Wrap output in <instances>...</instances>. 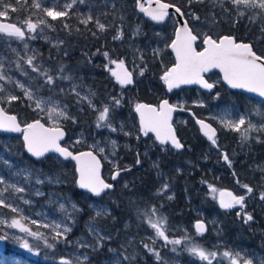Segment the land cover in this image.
<instances>
[{"label":"snow or ice","instance_id":"snow-or-ice-1","mask_svg":"<svg viewBox=\"0 0 264 264\" xmlns=\"http://www.w3.org/2000/svg\"><path fill=\"white\" fill-rule=\"evenodd\" d=\"M192 3V0H188ZM198 2L203 3V0H198ZM231 4L237 7V13L240 17L245 15L244 11L240 10L242 5L244 9H259L260 12L255 14L250 19H255L256 15H264V0H230ZM77 3L84 4L85 0H65L62 8L57 10L56 6L43 7L37 0H15V4L11 2H6V0H0V34H4L9 38H16L18 41H26V39H35L36 36L33 34L37 33L39 29L43 33L44 28L53 29L54 27L45 18H41L37 12L29 11V8H34L43 12L44 17L50 18L51 21L61 20L63 27L68 29L70 25L66 22L65 18L69 17L73 6ZM139 11L148 16L151 20L156 22H162L166 17H169V8L175 9V14H179L180 17L184 18L181 22L177 20L180 25L175 29V39L167 44L166 47H170L172 52L175 54V63L171 68H168L161 79L167 86L169 92L174 88H179L181 85L197 84L201 88L208 90L209 92L215 87L214 83H210L209 80L205 79L204 74L210 72L212 69H219L223 73L224 82L232 89H241L248 93H254L257 97L264 98V55L257 54L251 44L244 42H237L233 36L224 35L222 37L214 38L211 35L201 34L198 31L194 32L193 28L189 26L188 18L185 12L181 10L179 6L175 4L161 2V0H155L156 7L151 6V2L147 3V6L141 0H136ZM19 5L20 7H17ZM25 11L28 14L25 17H16L15 22H13V17L11 13H18ZM228 11V9H225ZM192 19L199 20L200 17L195 15V13L188 14ZM36 17L33 20V17ZM93 16L88 15L86 18H81L80 23L84 24L85 27L92 22ZM96 27L99 31L103 32L106 30V26L100 21L96 20ZM264 31V27L261 29ZM79 31V29H77ZM139 29H137V33ZM96 35V33H93ZM202 35V49L197 50L194 46L196 41ZM123 38V31L118 30L117 34L113 36V40H120ZM8 47H11V43H8ZM25 49V55L21 56L15 48H11V51L16 54L17 59L12 61L15 63L16 70L20 74L27 78L29 83L21 82L20 80H13L11 76L7 75L4 67V56L0 54V105L7 103L9 106L14 101L20 100L21 97L9 92L5 85L15 84L23 94L24 99L29 101L27 105L36 112L38 115L42 114L39 119H34L32 122H22L18 120L17 115L9 114L7 109L0 106V131L3 132H16L22 133L23 136V146L28 154L36 159L45 157L48 153H58L59 157H63L65 160L71 159L76 162V172L78 173V179L76 184L80 189L86 190L93 196L99 197L106 190L113 187L112 184L106 183L101 177V162L97 159L96 155L92 151L80 152L74 154L69 151L68 147L61 146L60 141L64 138V131L62 129V121L72 119L75 122V117L71 116L68 112V105L61 104L58 97L60 94L74 95L76 103L80 104L84 101L87 102L88 106L93 110L98 112L96 117V127L97 128H108L112 132H116L117 129L113 127L111 120L109 119L110 110L118 107L121 100L116 97H112L111 104H104L101 109H97L96 105L92 101V97L95 93H88L87 95H82L78 91V85L74 82L73 77L66 71V66L63 64L58 65L56 69H53L50 65L45 66L43 61L39 63L37 61L38 53L35 50L32 55H28L27 51L29 45L27 42L23 44ZM99 51V50H98ZM154 55L160 54V49H154ZM67 55V53H64ZM103 55L106 59H109L112 64L116 65L117 70H112L111 75L116 78L117 83L124 87L133 82L132 73L125 68L123 60H115L109 57L108 52H104ZM143 59V57H141ZM23 61V65L20 61ZM107 67V65H106ZM30 69L31 73H35V76L30 75L28 71ZM55 73V74H54ZM143 75V71L140 73ZM33 81H42L33 90ZM62 81H72L71 86L67 89L61 85ZM46 88L51 95L44 96L38 95L41 89ZM215 98H219V93L215 94ZM264 104V99L260 101ZM198 106L203 107V103H199ZM136 112L140 116V128L139 131L147 136L149 133L155 134V139L159 141L161 145H166L171 143V145L180 149L183 145L177 139L172 124L170 123L172 119V113L177 110L175 105H170L168 100H163L158 106H149L146 104H137ZM180 110H183V106H180ZM251 115H256L261 117V122L259 127L257 123H253L249 118ZM219 122L225 129H230L232 131L240 133V139L242 142H247L250 138L251 132H264V110L257 108L251 112L239 113L237 112L235 116L227 110L225 113L218 117ZM44 120L45 122H42ZM204 134L205 137L212 143L213 146L217 145L216 140V129L210 124L204 122L203 120L197 119L196 121ZM247 122V127L244 125ZM121 131H124V135L129 136L132 133L130 131H125L123 126H121ZM139 139V136H137ZM259 142V138H257ZM115 145V141H112ZM99 152L103 153L104 148H99ZM223 159L231 167V161L227 154L223 155ZM139 163V160H137ZM156 165H154L155 167ZM130 170V169H125ZM16 175H24L26 180L32 178L33 171L30 168H22ZM120 175V170L117 169L115 174L112 175V180H115L117 176ZM235 176V173H233ZM264 179V177H262ZM44 179L40 175H36L35 183L43 184ZM48 182L51 183V178H48ZM56 183H60L57 178ZM240 184V181L237 180ZM0 185H5L3 189H0V209H8L11 213L15 214L10 219L5 218V213L0 212V241L15 240L18 242L19 248L25 250L31 255L39 256L41 244L44 248L55 249L57 244L65 243L75 244L79 247L92 248L93 251L99 250L103 247L104 240H110L111 236H104L101 234L100 230L94 227L93 222L95 217L89 221L87 227L89 232L92 234L95 244H90L83 238L77 239L75 242L68 240V234L71 233L72 227L71 223L74 222L73 212H79L80 209L75 203H71L70 212L66 207V204L60 203L59 210L65 214V220L60 222H50L41 223L38 220L32 219L24 214V210L19 206H15L9 203L5 198V192L8 189H12L15 193H24L26 189L24 187L17 186L14 183H6L3 177H0ZM127 187V185H125ZM241 187L246 189V194L244 195H234L231 191H219V206L222 209L229 210L236 206H239L240 212L237 216H242L243 222L248 224L253 221L254 217L251 213L244 212L246 207L245 201L248 196L253 193V188L248 184H241ZM168 189V184L164 183L160 189L161 195H163ZM209 189L212 193H216L218 190L209 185ZM36 196H43L44 193L39 189L35 190ZM215 199V196H213ZM25 205L31 203L30 200L20 197ZM168 199H172L168 196ZM259 199L264 201V191L259 193ZM110 211L107 208H97L95 209V216H108ZM145 217V222L148 226L154 230L155 236L151 237L152 244L156 243L157 239H162L164 246L173 245L171 248L172 252H177L175 246H179L185 241L184 250L188 254L201 262H206V264H222L223 260H227L228 264H253L252 259L246 258L242 255L240 251L233 249H226L220 252L219 245H213L217 250L210 251L203 247L200 243L196 242L194 237L185 233V235L180 239H171L167 234L169 229L167 227V217L162 214H158V209L153 206L150 211L146 210L140 213ZM35 226V229L33 228ZM40 228L50 229L51 235H47ZM196 236H203L207 231L205 222L198 220L195 225ZM5 229H15L17 232L24 234V236H18L15 233H10ZM29 238L39 243L30 244ZM54 241V243L49 241ZM144 248L147 249L148 253L155 256L157 261H161L162 257L159 251L155 250L148 244H144ZM109 251H114V249H109ZM128 259V257H125ZM79 264H85L89 260L87 254L83 257H77ZM3 264H7V261H3ZM59 264H72V261L60 258ZM115 264H120L119 260L115 261ZM167 264V262H164ZM264 264V262H262Z\"/></svg>","mask_w":264,"mask_h":264},{"label":"trees","instance_id":"trees-1","mask_svg":"<svg viewBox=\"0 0 264 264\" xmlns=\"http://www.w3.org/2000/svg\"><path fill=\"white\" fill-rule=\"evenodd\" d=\"M164 1L179 6L182 11L185 12L190 27L193 28L194 32L198 31L201 34L216 37L234 34V36L240 40L251 42L254 51L259 55H264V31L261 30L262 27H264V17L256 15L255 19H250V17H253L258 12H247L244 9H240L245 12V15L240 17L237 13V9L229 2L218 3L215 1L213 2V0H203V3L195 0H192V3H189L188 0ZM6 2L15 4V0H6ZM29 3L31 4V0H29ZM17 7L20 6L17 5ZM87 7H92L93 10L98 8L104 10L102 13L104 16H102V20L99 21L100 23L104 22L108 30L101 32L97 29V19L95 15L93 16L92 22H90L87 27L80 23V19L85 18L81 12ZM225 9H228V11H225ZM29 11L37 12L41 18L51 21L50 18L44 17L43 12L40 10L29 8ZM190 13H195L200 19H192L188 15ZM27 14V12L21 11L18 13H11V16L13 17V22H15L16 17L23 18ZM35 19L36 17L34 16L33 20ZM65 20L70 25L68 29L63 27L61 20L51 22L55 28L53 35L63 40V47L67 55L64 54L63 50L52 47L48 42L42 41L40 36L31 39L30 43L36 46V49L41 54L40 59L43 63L52 66L53 69L63 64L66 66V71L72 77H74L73 74L76 68L81 69L85 77L90 74L92 75V72H97L98 78L92 80L93 84H95L94 87H92L93 93H95L94 98H98V94L100 93L101 95L105 94L106 96L100 98L99 101L103 102V100L107 98L109 99V104L112 103V97L119 98L120 100L121 97L120 94H116L117 91L110 93V91L117 90V88L107 69L108 66L111 67L110 64L112 63L109 59L105 58L103 53L108 52L109 57L115 60L124 58V56L126 57L127 53H129L128 50H130L127 48L130 31L137 27V22H141L143 26L139 29L138 33L136 30V35L140 40L139 42L145 46L158 40L161 42L165 40L172 41L174 36H172V34H167L168 32L164 33V30L168 27L171 31L176 29V27L174 28L171 26L175 22L172 16L163 26L148 21L144 15L138 12L136 0H85V3L82 4V10L80 11L78 5H74L69 17L65 18ZM153 28H161L163 30L162 35L155 36L152 34L151 31ZM77 29H79V31H77ZM121 29L123 31V38L120 40H113V36ZM93 33H96V35H93ZM200 38L202 39V35ZM201 45L202 43L198 44L197 48L200 49L202 47ZM167 52L169 53L170 50ZM150 54L151 52L146 50L144 58L149 62V75H156L158 93L161 94L164 92V82L161 77L168 68L174 65L175 58L173 56V59H165V69H162V65L156 61V58H152ZM16 59L17 56H15V60ZM135 59H138L137 54ZM36 62H39V60ZM20 63L23 65L22 60ZM137 63L141 65L142 68L146 66V62H143V60ZM23 66L27 68L26 65ZM28 71L30 72V69ZM145 73L143 69V74L145 75ZM217 73L218 72H216V74ZM30 75L35 76L36 74L30 72ZM32 83L36 87V85L42 83V81H33ZM68 83L69 81H62L61 85L65 86ZM8 85L11 87L13 93L21 97V99L13 102V108H7L3 104L4 107L9 112L18 114L22 122H31L34 119H38L27 106L28 102L23 98L24 94L15 84ZM104 85H108L109 88H106ZM194 89L195 88H186L185 92L188 94ZM43 92L49 93L46 88L43 89ZM223 98L225 101L227 100L226 97L223 96ZM146 99L147 97L145 96L142 98V100L149 101ZM65 100L75 105L73 113L78 120V124L84 126L88 135L91 136V127L95 125V123L89 124V118L83 114L90 113V115L93 116V112L84 108L82 103L77 104L74 98L71 100L67 98ZM221 102H223V100ZM79 108L84 109V112L80 111ZM78 110L80 112H78ZM115 112L113 108L110 114H114ZM68 132L69 137L74 134L72 129H68ZM13 138L18 143L20 149L24 151L25 157L30 160L32 169L36 170L39 166L42 167L44 173L62 170L66 174L69 185L74 189L73 194L75 197L79 199V197L82 196L81 194L84 192L76 184L77 177L75 166L72 162H62L53 155L40 161L34 160L26 153L21 138ZM223 138L222 142L218 143L222 151H217V156L210 155V149L206 141L200 143V145L197 143H195L194 146L189 144V148H185L184 151L177 152L174 150L173 152H166L164 154L157 152L154 158L158 160H156L154 164L150 161L147 162V168L150 173L149 177L143 175V171L135 172L131 177L126 174L123 175L113 191L107 192L101 198H98L110 205L112 214L106 217L96 218L93 221L94 225L104 228L105 232L115 241V244L105 241V246L101 251L91 252L90 249H87L90 260L85 262V264H99L100 260L108 255L107 246H118L116 241L123 240L122 234L125 232L123 228L124 223L132 222L134 228H137L136 226L138 224H144L145 217L139 214L146 210L150 211L153 206L158 209V214L167 217L168 235H172V232L178 233V230H173L171 228L172 221L175 223L193 222L197 219L194 214L195 205L206 208L210 213L217 207L216 209L220 210L222 214H225L223 216V227L227 237L233 238L234 235H239L240 238L246 242L253 240L255 244L261 248V251H263V211H258L259 221L255 228L256 233L253 239L250 235L249 223L245 224L242 218H236L237 214L235 212L221 210L214 198L211 197L215 196L217 192L212 193L209 191L208 184L215 185V183H217V188H228L237 195L246 194V189L242 188L241 184H248L253 188V193L247 197L246 202H250L253 198L258 199L259 193L264 191V181L262 180L264 175V142H258L254 139L242 142L240 139V142L237 143L238 138L236 134H228V136ZM224 154L228 155L231 161V167H229V164L223 159ZM129 157H132L134 164H136V157L131 154H129ZM154 165L156 166L154 167ZM210 165L213 168L212 172L208 169ZM220 172L225 175L217 180L216 176L220 174ZM233 173H235V176ZM167 175L173 187V198L170 200L163 199L161 197L162 195H158L156 192L158 185L165 180ZM237 180L240 181V184L237 183ZM125 185H127V187H125ZM78 218L79 225L74 231L73 237L86 235V231L80 230L79 227L84 226L86 221L92 220L93 216L86 210L85 215L82 212L78 213ZM193 237L195 241L202 242V240H204L203 238L207 237V234L205 233L203 237L196 235ZM204 243L207 245L206 242ZM66 245V242L60 243L55 247V250L51 252L50 249L43 250L50 253V261L45 264H59V257L65 256L64 250L67 247ZM165 254L168 255V252H165ZM144 255L145 254L138 249L137 257L139 261H133L132 264H146L142 263V259H147L150 263L153 262L149 256L147 257ZM72 264H79V261L75 259Z\"/></svg>","mask_w":264,"mask_h":264},{"label":"rangeland","instance_id":"rangeland-1","mask_svg":"<svg viewBox=\"0 0 264 264\" xmlns=\"http://www.w3.org/2000/svg\"><path fill=\"white\" fill-rule=\"evenodd\" d=\"M198 1V0H195ZM230 2V0H213V2ZM37 2H40L43 7H52L56 6L57 10H60L65 3V0H37ZM80 11L82 10V4L77 3ZM233 5V4H232ZM236 9L237 7L233 5ZM240 9H244L243 6H240ZM247 12H260L259 9H244ZM103 9L98 8L96 10H93L92 7H87L84 9V11L81 12V14L86 18L88 15H92L96 17L98 20H102V16H104ZM264 17V15H261ZM49 23L52 24L51 21ZM105 24L104 22H102ZM137 27L135 29H131L130 31V36L128 39V44L127 48L132 49L133 52H136L138 55V59L143 62H146V59L144 58V53L147 50L148 52H151V57L156 58V61H158L162 66V69H165V59H173L172 53H168L169 48L166 47L167 44H170L171 41H155L151 43L150 45H143L141 44L136 35V30L140 29L143 25L141 22H137ZM176 23L174 22L171 26H174ZM106 26V25H105ZM54 27V26H53ZM106 30H108V27H106ZM105 30V31H106ZM55 31L53 29L49 28H44L43 33L40 32V30H37L36 34H33L35 36H40L41 40L44 42H48L52 47H55L57 49L64 50L63 47V40L60 39L58 36H54L53 32ZM142 31V30H141ZM175 30L171 31L170 28L168 27L166 30H164V33L168 32L167 34H172L174 36ZM152 34L155 36H160L163 33V30L161 28H153L152 29ZM31 39H26V41H18L16 38H9L6 37L4 34H0V54H2L5 58L4 60V67H5V72L7 75L11 76L13 80H20L21 82L24 83H29L26 77L22 76L19 71L16 70L15 63H12V61L15 60L16 54L11 51V48H15L17 52L20 53L21 56L25 55V49L23 48L24 42H27L29 45V49L27 51L28 55H32L33 51L35 50L36 53H38L37 60L42 61L40 59L41 54L38 52L36 49V46L32 43H30ZM11 43V47H8V43ZM154 49H160V54L159 55H154ZM143 57V59H141ZM118 60V59H117ZM133 61V60H132ZM38 62V63H39ZM45 66H48V64H45ZM52 67V66H51ZM138 73V72H137ZM80 70L79 68L75 69V73L73 74V80L74 82L79 86L78 91L81 92L82 95H87L88 89L86 85H88V82L84 77L80 76ZM216 81H219L218 78H216ZM0 83H4L0 81ZM32 83V82H31ZM72 81H69V83L63 87L66 89L71 86ZM33 85V83H32ZM6 89L11 92L12 94L13 91L11 87L6 84L5 85ZM19 89V88H18ZM20 90V89H19ZM33 90L35 91V85H33ZM21 91V90H20ZM22 92V91H21ZM23 93V92H22ZM190 95L194 94L196 98L191 101L194 105H198L199 103H203V108H204V116L209 118L213 123L217 124V126L224 131V133L228 134H236L238 141L237 143L240 142V133L232 131L230 129H225L222 124L219 122L218 117L223 115L225 111L227 110L228 112H231L233 116L237 112L239 113H244V112H251L254 109L260 108L264 110V105L260 104L258 102H255L252 98L248 96H244V98H238L237 100L235 97L228 95L227 101L222 103V104H211L209 102V98L207 99L204 95L202 90L200 89H194L192 92L189 93ZM38 95L44 96L45 98L51 94L49 93H44L43 89H41L38 93ZM69 98L71 99H77L74 95H68V94H60L58 99L61 104H67L68 105V112L70 113L71 116L75 117V114L73 113L74 111V104L68 103L65 99ZM27 101V100H26ZM93 101V99H92ZM181 105H185L186 99H185V94H182V97L178 100ZM212 101L217 102L218 98L212 99ZM239 101H242L244 104L243 106L238 105ZM29 104V101H27ZM85 104L88 106L87 102L84 101ZM94 103V101H93ZM95 104V103H94ZM5 107L7 108H13V103L11 106H9L7 103L4 104ZM96 105V104H95ZM89 107V106H88ZM97 107V106H96ZM202 108V107H201ZM31 109V108H30ZM89 109H91L89 107ZM80 111L84 112V109L79 108ZM78 110V112H80ZM92 110V109H91ZM32 111V109H31ZM33 112V111H32ZM38 119L42 114H37L36 112H33ZM94 113L98 114V112L94 111ZM97 117V115H96ZM96 117H95V130H93V135L95 138L92 136V139L90 135H88L86 128L84 126H81V128L77 131L74 132V135L76 136V139L79 142H83L86 144L85 146L96 148L99 151V148H104V152L101 153L105 159L110 160L114 162V164H118L117 160H113L112 156L117 154L119 150V144L121 143V139L119 138L118 134L113 133L110 131L108 128H97L96 127ZM253 123H257V126L259 127V124L261 122V117H258L256 115H251L249 117ZM111 120V118H109ZM75 122H78L77 118L75 117ZM123 122V121H121ZM177 122H182V123H187L188 119L184 117L183 115H179L177 117ZM113 125V123H112ZM114 127V125H113ZM244 127H247V122L244 125ZM121 130V129H120ZM103 132V133H102ZM119 132V131H118ZM124 132V131H122ZM103 134H106L105 136H102ZM259 138V142H262L264 140V132H251L250 133V138L249 139H254L257 140ZM112 141H115V145H113ZM258 141V140H257ZM100 153V152H99ZM30 168L33 171V176L32 178L26 180L24 178V175H16L15 173L19 172L20 169L22 168ZM210 172H212L213 168L211 165L208 168ZM182 171V170H179ZM36 175H40L42 179L45 180L43 184H36L35 183V177ZM0 177H3L6 181V183H14L17 186L24 187L26 191L24 193H15L12 189H8L7 192H5V198L9 203H12L15 206H19L24 210V214L27 215L28 217L38 220L41 223H50V222H60L61 220H65V214L59 210V205L60 203L66 204V207L68 210L71 212V201L72 203H75L78 208L80 209L79 212H73L74 216V222L71 223L72 231L71 233L68 234V240L75 242L79 238H83L90 244H95V240L92 236V234L88 230V223L89 221L85 222V225L82 227H79L80 230H85L86 235L80 236V237H73L74 231L76 228H78L79 225V218H78V213L82 212L85 215V211L88 210L89 213L92 214L93 217L96 218H101V217H106V216H101V217H96L95 216V209L97 208H107L110 213L112 214V208L110 207L109 204L105 203L102 199H94L90 197L87 194H81L82 196L78 198L75 197L73 194L74 189L69 185V182L67 180L66 174L62 171H56V172H51V173H44L42 167H37L36 170L32 169V166L30 164V160L25 157L24 151H22L18 145V143L15 141L13 137H8L4 135H0ZM48 178H51L52 182H48ZM57 178L60 180V183H56ZM217 180L221 179V175L218 174L216 176ZM264 181V179H262ZM164 183L168 184V189L167 191L161 196L165 200H170L168 199V196H171L173 198V187L172 183L169 179V176L167 175L165 177V180L160 182L158 185V188L156 192L158 195L160 193V189ZM210 184H208L209 187ZM5 185H0V189H3ZM65 188V189H64ZM39 189L44 193L43 196H36L35 190ZM211 196V195H210ZM20 197H23L24 199H28L31 201L30 204L25 205ZM213 198V196H211ZM217 204L219 205V190L217 191L214 199ZM220 208V206H218ZM215 207L211 213L207 211L206 208L201 207L199 205L194 206V214L197 219H195L193 222H180V223H175L172 221L171 223V228L173 230H178V233L172 232V235L169 234V237L171 239H180L182 238L185 233L189 234L190 236H195V222L197 220H204L208 224L209 230L207 231V237L203 238L202 242L196 241L200 243L203 247L210 251H215L217 250L216 248L213 247V245H219V251L223 252L226 249H233L236 251H240L242 255H245L246 258L252 259L254 264H262L264 262V252L261 250L252 248V245H250L249 242H246L240 236L234 235L233 238H229L225 234V230L223 227V216L225 214H222L220 210L216 209ZM221 210H225L222 209ZM235 210V207L226 211H232ZM0 212L5 213V218L10 219L12 216L15 214L11 213L8 209H0ZM65 222H69L65 220ZM81 222V221H80ZM93 222V221H92ZM140 223V222H139ZM144 224H138L134 228L132 226V222H125L124 223V229L125 232L122 234L123 240H118L116 243H118V246H112L108 245L107 247V253L108 255L104 257V259H101L99 264H115L116 260L120 261V264H132L133 261H139V258L137 257V250H141L144 256H149L153 262L150 263L148 262L147 259H142V263L146 264H164V262H167V264H206V262H201L198 259L190 256L187 251L184 250L185 244L187 241L182 243L179 246H175L177 248V252H172L171 248L173 245H167L166 247L164 246V242L162 239H157L155 244H152V239L151 237L155 236V232L153 229H151L148 224L144 221ZM94 225V223H93ZM97 229L100 230L101 234L104 236H110L108 233L105 232L104 228L98 227L94 225ZM35 229V226H33ZM6 231L10 233H15L18 236H24V234L17 232L15 229H5ZM39 231L44 232L47 235H51L50 229L46 228H40ZM168 234V233H167ZM204 236V235H203ZM202 236V237H203ZM7 241V251L3 254H0V264H3V261H7V264H45L46 262L50 261V253L43 251L47 248H44L43 245L41 244L40 247V255L39 256H34L29 254L23 249L19 248L18 242L15 240H6ZM51 241V240H50ZM49 241V242H50ZM105 241L107 242H113L115 244V241L113 239L110 240H104L103 247L105 246ZM30 244H36L39 243L37 241L32 240L29 238ZM54 243V241H52ZM207 245H205V243ZM148 244L149 246L153 247L155 250L159 251L162 257L161 261H157L155 256L152 255L151 253L147 252V249L144 248V244ZM66 249L64 250L65 256H60L58 259V263L61 257L65 259H69L72 261L77 260V257H83L84 254H87L90 260V255L89 252H87V249H90L91 252H96L93 251L92 248H84V247H79L76 246L74 243L73 244H68L66 242ZM59 245V244H57ZM56 245V246H57ZM103 247L99 248L101 251ZM114 249V251H109V249ZM55 249H50V252ZM98 251V250H97ZM165 252H168V255L165 254ZM125 257H128V259H125ZM95 264V263H94ZM213 264H216V261L213 262ZM222 264H228L227 260H223Z\"/></svg>","mask_w":264,"mask_h":264},{"label":"flooded vegetation","instance_id":"flooded-vegetation-1","mask_svg":"<svg viewBox=\"0 0 264 264\" xmlns=\"http://www.w3.org/2000/svg\"><path fill=\"white\" fill-rule=\"evenodd\" d=\"M171 16L173 17V15H170V17ZM175 23H176V20H175ZM156 25L163 26L164 24H156ZM175 26L177 28V24ZM189 26H190V24H189ZM227 35L234 36V34H232V35L227 34ZM222 36H224V35H222ZM222 36H220V37H222ZM213 37L216 38V36H213ZM234 38L237 40V42H240V41L249 42V41L240 40V39L236 38L235 36H234ZM201 41H202V39L199 38V42L197 43V45L200 44ZM128 51H129V53H127L126 57L124 56V58L118 59L117 61H119V60L124 61L125 66L128 67V69L132 73L133 82L131 84L124 86V87H121V85L119 83H117L116 78L111 75V71H109L110 75H111V79L114 82L115 87L117 88V90L116 89L112 90V91H110V93L117 91L116 94L117 93L120 94V97H121L120 105L118 107L114 108L116 112L114 114L109 113V118H111V122L113 123L114 127L117 129V131L113 132V133L118 134L119 138L121 139V143L119 144V150H118L117 154L112 156V159L117 160L118 164L117 163L114 164V162H112L111 159L110 160L105 159V157H103L101 155V153H99V151L96 148H92L91 146L90 147L85 146L86 144H84L83 142H79L76 139V136L74 134L69 137L68 129H72L74 132H77L81 128V126L78 124V122H73L72 119L62 121V128L67 133V137H66L63 144L65 146L75 150V151L92 149L96 153H98L101 156L102 161H103L104 178L109 183H112L111 177H112V175L115 174L116 170L119 169L120 175L117 176L118 180H116V182L114 183V187H116V185L120 181L121 177L125 174L127 176L131 177L135 172L143 171L142 174L145 175L146 177H149L150 173H149V169L147 168V162L150 161L154 164L156 162V160H158V159L154 158V155L157 152H161L162 154H164L166 152H173L174 149L170 145H161L155 139V136L153 134L149 133L147 136H144L143 133L139 131L140 121H139V118L135 112L136 105L144 102V103L153 104V105L158 106L163 100L167 99V100H169V102L171 104H174L180 108L181 103H179L178 100L182 97V94L183 95L185 94L186 103L184 106L182 105L183 110H180L175 117V127L177 130V135L180 138L182 144L184 145V150L187 147L189 148V144H193V146H194L195 143H197L198 145H200V143H203L206 141L207 142L206 144H208L209 149H210L209 150L210 155L217 156L218 154H216V152L220 151V150L222 151L221 147L218 146V143L222 142V140L224 139L223 137L228 136V133L225 134L224 131L217 126V124L213 123L209 118H207L203 115L204 114V108L203 107L201 108L200 106L194 105L193 103H191V101L194 100L196 98V96H194V94H192V95H190L189 93L187 94L185 92L186 88H183L179 91H174L172 94H169L167 91V86L164 83V92L161 94L158 93V83L156 80V75H154V74L149 75V62L146 61V66L142 68V66L138 65V63H137L140 60L135 59L136 52H133L132 49H130ZM110 66L111 67H109V66L107 67L108 70L109 69H112V70L116 69L115 64H110ZM143 69L146 72L145 75L140 74L143 71ZM79 70H80V74H81L80 76L84 77L86 79V81L88 82V85H86L88 92L93 93L92 87H94L95 84H93L92 80H95L98 78V73L92 72V75L90 74L89 76L85 77L84 72L81 69H79ZM216 78H218L219 81H216ZM206 79L209 80L210 83L215 84V89H213L211 92L202 90L201 88H195V87H187V88H195V89L202 90L203 95L207 99L209 98V102L211 104H215V103L222 104V103L226 102L228 99L225 101L223 96L226 98L228 97V95H229V97L233 96V97H235L236 100L238 98H244V96H246L245 94H242V93H239L237 91L228 89L222 83L221 75L219 73L216 74V72H213V73L207 75ZM104 86L106 88H109L108 85H104ZM216 93H219V98H218L217 102L212 101V99H216L215 98ZM94 96L92 97V99H93L94 103L96 104L97 109H101L104 104H109V99H107V98L104 99L103 102L99 101L100 98H103L106 96L105 94H102V95H101V93L98 94V98H96V99L94 98ZM144 96L147 97V99L149 101L142 100V98ZM252 99L255 100V102H258V103L260 102L254 98H252ZM222 100H223V102H221ZM82 104H83L84 108L93 112V116L90 115V113L83 114L89 118L88 119L89 124L95 123V117L98 114L94 113L93 110L89 109V107L85 104V102H82ZM101 104H103V105H101ZM244 104H246V103H243L242 101H239V103H238V105H240V106H243ZM262 105H264V104H262ZM179 115H183L184 117H186L188 119V122L187 123L177 122V117ZM197 119L206 120L216 127V129L218 131V134L216 136V139H217V145L216 146H213L212 143L207 139V137L204 136V134L202 133L198 123L196 122ZM121 121H123V122H121ZM121 126H123V129L125 131H130L132 134L129 136L124 135V132H122L120 130ZM94 128H95V125H93L91 127V138L90 139H92V136L95 138V136L93 135V130H95ZM105 135L106 134H103L102 136H105ZM137 136H139V139H137ZM262 142H264V140ZM212 146H213V150H212ZM177 152H179V151H177ZM129 154L136 157V164H134L133 158L129 157ZM137 160H139V163H137ZM125 169H130V170H125ZM220 175H221V177H223L225 174L224 173L222 174L220 172ZM263 177H264V175H263ZM216 184L217 183H215V185H211V186L215 187L219 191L226 189L223 187L217 188ZM208 189H209V187H208ZM209 191H210V189H209ZM234 194L237 195L236 193H234ZM245 205H246V207L244 208L243 211L251 213L254 217L253 221L249 222L250 235L254 239L255 233H256L255 228L257 227V223L259 221L258 220V218H259L258 217L259 216L258 211H263L262 214H264V201H261L259 198L258 199L253 198L248 203L245 201ZM240 211L241 210H240L239 206H236L235 210H232L231 212H235L237 214ZM236 218L241 219L242 216H240V217L237 216ZM208 230H209V228H208ZM253 242H254L253 240L249 241L250 245H252V248L261 250V248L258 245H256L255 242L254 243ZM262 252H264V250Z\"/></svg>","mask_w":264,"mask_h":264},{"label":"water","instance_id":"water-1","mask_svg":"<svg viewBox=\"0 0 264 264\" xmlns=\"http://www.w3.org/2000/svg\"><path fill=\"white\" fill-rule=\"evenodd\" d=\"M141 2H144L145 4H146V6H147V3L149 2V0H141ZM150 2H151V6L153 7V8H155L156 7V4H155V0H150ZM161 2H167V3H170V2H168V1H164V0H161ZM137 10H138V12L140 13V14H142V15H144V17L148 20V21H150V22H153V23H155V24H165L168 20H169V18H170V16L169 17H166L165 18V20L164 21H162V22H156V21H153V20H151L148 16H146L144 13H142V12H140L139 11V8H138V5H137ZM182 10V9H181ZM169 13L171 14V15H173V17L175 18V20H176V24H177V27H179L180 25L177 23V20H180L181 22L183 21V19L184 18H182V17H180L179 16V14H175V9L174 8H169ZM234 37V36H233ZM175 39V35H174V38H173V40ZM199 42V38H198V40L196 41V44L194 45L196 48H197V43ZM240 42H242V41H240ZM244 43H249V44H251L250 42H244ZM252 45V44H251ZM253 47V46H252ZM169 48V50H170V52L172 53V55L174 56V58H175V54L172 52V50H171V48L170 47H168ZM202 48H200V49H198L197 48V50L199 51V50H201ZM254 50V49H253ZM172 67V66H171ZM170 67V68H171ZM125 68L130 72V70L128 69V67H126L125 66ZM115 70H117V69H115ZM213 72H218L220 75H221V80H222V83L228 88V89H230V90H234V91H237V92H239V93H242V94H245L246 96H249V97H251V98H254V99H256V100H258V101H261L262 99H264V98H260V97H257L256 96V94H254V93H248V92H245L244 90H241V89H232V88H230L225 82H224V80H223V73H221L220 71H219V69H212L210 72H207V73H205L204 74V77H205V79H206V76L207 75H209V74H211V73H213ZM187 87H195V88H201L199 85H197V84H188V85H181L179 88H174L171 92H169L168 91V89H167V91H168V93L169 94H172L174 91H179V90H181V89H183V88H187ZM202 90H205V91H208V90H206V89H203V88H201ZM213 89H215V87L213 88ZM212 89V90H213ZM165 100H167V99H165ZM168 102H169V100H168ZM140 104H146V105H149V106H156V105H153V104H148V103H140ZM169 104L170 105H174V104H171L170 102H169ZM0 106H3L4 107V105H0ZM176 106V105H175ZM176 108H177V110L176 111H174L173 113H172V119H171V121H170V123L172 124V127H173V130H174V133H175V135H176V137H177V139L180 141V143L182 144V142H181V140H180V138L178 137V135H177V130H176V127H175V117H176V115L178 114V112L180 111V108L178 107V106H176ZM136 109V108H135ZM8 111V110H7ZM9 112V111H8ZM135 112H136V110H135ZM9 114H15V115H17V118H18V120H20V118H19V116H18V114H16V113H12V112H9ZM136 114H137V116H138V118H139V121H140V116H139V113H137L136 112ZM200 120H203V119H200ZM204 122H206V123H208V124H210L213 128H215L216 129V127L214 126V125H212L210 122H208V121H206V120H203ZM32 122V121H31ZM42 122H45L44 120H42ZM30 123V122H29ZM199 125V124H198ZM199 127H200V125H199ZM63 129V128H62ZM201 129V128H200ZM63 131H64V133H65V135H64V138L60 141V144H61V146H64V147H67V146H65L63 143H64V141H65V139H66V137H67V133H66V131L63 129ZM202 131V130H201ZM203 133V132H202ZM151 134H153L154 136H155V134L154 133H151ZM217 134H218V131H217V129H216V136H217ZM0 135H4V136H8V137H20L21 138V140H22V142H23V136H22V133H16V132H3V131H0ZM159 142V141H158ZM166 145H170L174 150H176V151H183L184 150V145H183V147L182 148H180V149H176V148H174L172 145H171V143H168V144H166ZM25 149V148H24ZM68 149H69V151H72L74 154H78V153H80V152H87V151H92L93 152V154L94 155H96V157H97V159H99L100 160V162H101V177L105 180V182L106 183H109V182H107L106 181V179L104 178V175H103V161H102V158H101V156L98 154V153H96L94 150H92V149H85V150H81V151H75V150H73V149H71V148H69L68 147ZM26 151V150H25ZM27 153V152H26ZM28 154V153H27ZM31 158H33L34 160H37V161H40V160H43V159H45V158H47L48 156H50V155H53V156H56L58 159H60L62 162H72L73 164H74V166H75V173H76V177H77V179H78V173L76 172V162L75 161H73V160H71V159H67V160H65L63 157H59V154L58 153H48V154H46V156L45 157H42V158H40L39 160L38 159H36L35 157H32L30 154H28ZM116 182V179L115 180H112V183H110V184H112L113 185V187L111 188V189H108V190H106L104 193H102L101 194V196H99V197H96V196H93L91 193H88L86 190H84V189H81L85 194H88V195H90V196H92L93 198H101L105 193H107V192H109V191H113L114 189H115V187H114V183ZM221 191H231L233 194H234V192L232 191V190H230V189H223V190H221ZM235 195V194H234ZM198 221V220H197ZM196 221V222H197ZM200 221H203V222H205L204 220H200ZM195 222V223H196ZM205 224H206V227H207V229H208V224H207V222H205ZM207 233V232H206ZM7 251V241H0V254H3V253H5ZM254 264V263H253Z\"/></svg>","mask_w":264,"mask_h":264},{"label":"bare ground","instance_id":"bare-ground-1","mask_svg":"<svg viewBox=\"0 0 264 264\" xmlns=\"http://www.w3.org/2000/svg\"><path fill=\"white\" fill-rule=\"evenodd\" d=\"M175 19V18H174ZM233 141V140H232ZM193 145V144H192ZM246 148V147H245ZM214 155V154H213ZM223 174V173H222ZM116 180H118V178H116ZM84 194V193H83ZM257 245V244H256Z\"/></svg>","mask_w":264,"mask_h":264}]
</instances>
